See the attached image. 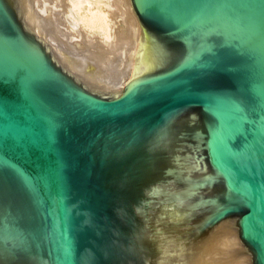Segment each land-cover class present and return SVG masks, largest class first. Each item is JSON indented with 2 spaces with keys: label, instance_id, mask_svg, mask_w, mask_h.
I'll return each mask as SVG.
<instances>
[{
  "label": "water",
  "instance_id": "95a60500",
  "mask_svg": "<svg viewBox=\"0 0 264 264\" xmlns=\"http://www.w3.org/2000/svg\"><path fill=\"white\" fill-rule=\"evenodd\" d=\"M127 1L124 70L0 0V264H264V0Z\"/></svg>",
  "mask_w": 264,
  "mask_h": 264
},
{
  "label": "bare ground",
  "instance_id": "6f19581e",
  "mask_svg": "<svg viewBox=\"0 0 264 264\" xmlns=\"http://www.w3.org/2000/svg\"><path fill=\"white\" fill-rule=\"evenodd\" d=\"M45 2V4L47 5V7L49 8V10L52 12L53 15H55L57 22L60 26V29L63 32L66 44L68 45V47L72 50H76L82 54H85L87 56H91L95 59L101 60V61H105L111 65H114L118 68H122L124 70H126L127 67V62H128V53H129V48H130V38H131V33H132V24H133V18H134V14L131 13L129 4L127 0H114L113 3V12L112 14H117L116 17L119 15H121L123 17L124 25L126 24V28H128L127 30V34H119L116 35V42L112 45L110 42H108L106 39H102L100 37H98V35L92 34L90 31L85 33L84 36L80 37L81 42L83 44H85V47H78L77 45H73L71 43V39L77 37L78 35H76V33L73 30V27L65 20V15H63V13H65V11L60 10V7H63V0H42ZM68 1V0H67ZM76 1V0H73ZM81 4L83 0H80ZM80 1H76V2H80ZM95 1V0H94ZM70 1H68L67 3H69ZM75 2V3H76ZM99 2V1H98ZM107 2V1H106ZM109 2V0H108ZM65 4V6H67L68 4ZM86 3V2H83ZM74 4V3H73ZM79 4V3H78ZM108 4V3H107ZM77 5V3H76ZM83 5V4H82ZM109 5H112L111 2ZM74 6V5H73ZM79 7V6H78ZM77 7V8H78ZM103 7V6H102ZM59 8V9H58ZM67 7H65L64 9H66ZM76 8V7H75ZM108 6L105 8L107 9ZM110 8V7H109ZM86 10V7L85 9ZM94 10V8H93ZM102 10V9H101ZM104 10V9H103ZM83 11V9H82ZM89 11V10H88ZM106 11V10H105ZM104 11V12H105ZM109 11V10H108ZM106 11V12H108ZM87 12V11H86ZM96 12V11H95ZM94 12V13H95ZM100 12V11H99ZM98 12V13H99ZM85 12L83 11V14ZM93 13V12H92ZM91 14V13H90ZM102 14V13H101ZM105 14V13H104ZM108 14V13H107ZM111 14V12H110ZM79 15V14H78ZM82 15V14H81ZM80 15V17H81ZM87 15V14H85ZM85 15H83L84 19H86ZM93 15V14H92ZM109 15V14H108ZM89 16V14H88ZM90 17V16H89ZM93 17H95L94 19H99L101 21H103L104 17L103 15L97 14L95 13V15H93ZM106 17V16H105ZM111 17H114L111 15ZM83 19V18H82ZM83 19V20H84ZM89 19V18H87ZM93 19V18H92ZM93 19V21H94ZM109 19V18H108ZM113 19V18H112ZM105 20V19H104ZM86 21V20H85ZM88 21H91V17ZM87 21V22H88ZM98 21V20H97ZM96 21V24L98 23ZM107 21V20H106ZM110 21V20H108ZM115 21V20H114ZM95 22V21H94ZM105 22V21H104ZM92 22H90L91 24ZM111 23V22H110ZM93 24V23H92ZM104 26V23L102 24ZM112 25V24H111ZM114 25V24H113ZM89 26V25H87ZM101 26V25H100ZM64 27V29H62ZM94 27V26H93ZM102 27V26H101ZM95 28V27H94ZM107 28V27H106ZM113 28V27H112ZM111 28V29H112ZM125 28V27H124ZM83 30V29H82ZM90 30V29H89ZM121 31V30H120ZM125 31V30H124ZM86 32V31H85ZM97 32V31H96ZM122 32V31H121ZM113 32H111L112 34ZM99 34V32H98ZM103 33H101L102 35ZM115 40V39H114ZM126 48V53L124 56H122V49ZM108 55H112L111 59H108ZM122 65V66H121Z\"/></svg>",
  "mask_w": 264,
  "mask_h": 264
},
{
  "label": "rangeland",
  "instance_id": "374dc122",
  "mask_svg": "<svg viewBox=\"0 0 264 264\" xmlns=\"http://www.w3.org/2000/svg\"><path fill=\"white\" fill-rule=\"evenodd\" d=\"M61 1V0H60ZM68 1H70L69 3H67ZM63 0L62 2L64 3L63 4V7L61 6L60 7V10H64L65 11V13H63V15H65V20L73 27V30H74V32L76 33V35H78L77 37H75V38H72L71 39V43L73 44V45H77L78 47H85V44H83L82 42H81V39H80V37H82V36H84V34L85 33H87V32H91L92 34H95V35H98V37H100V38H102V39H106L108 42H110L112 45L117 41L116 40V35H119V34H127V29L128 28H126V24L124 25V20H123V17L121 16V15H119L118 14V16L116 17V15L115 14H112V13H114L113 12V10L112 9H114L112 6H113V3H114V0H109V2H108V0H83L82 1V4H81V1L80 0H76V1H80V2H76V1H73V0ZM99 1V2H98ZM107 1V2H106ZM77 3V5H76V3ZM83 2H86V3H83ZM110 2H111V4L112 5H109L110 4ZM68 4L67 6H65V4ZM74 3V4H73ZM79 3V4H78ZM108 3V4H107ZM74 5V6H73ZM79 6V7H78ZM103 6V7H102ZM108 6V8L107 9H105L106 7ZM65 7H67L66 9H64ZM76 7V8H75ZM78 7V8H77ZM85 7H86V10H84L85 9ZM110 7V8H109ZM93 8H94V10H93ZM59 9V8H58ZM82 9H83V11L85 12L84 14H83V11H82ZM102 9V10H101ZM104 9V10H103ZM89 10V11H88ZM108 11V12H106V11ZM87 11V12H86ZM96 11V12H95ZM100 11V12H99ZM105 11V12H104ZM93 12V13H92ZM97 13V14H100V15H103V17H104V19H103V21H101V20H99V19H94L95 17H93V15H95V13ZM99 12V13H98ZM110 12H111V14H110ZM91 13V14H90ZM102 13V14H101ZM105 13V14H104ZM109 15H108V14ZM79 14V15H78ZM82 14V15H81ZM85 14H87V15H85ZM88 14H89V16L91 17V21H88L89 19H90V17L88 16ZM93 14V15H92ZM80 15H81V17H80ZM83 15H85L86 17V19H84V17H83ZM111 15L112 16H114V17H111ZM106 16V17H105ZM84 20H83V19ZM87 18H89V19H87ZM94 19V21H93V19ZM109 18V19H108ZM113 18V19H112ZM86 20V21H85ZM98 20V21H97ZM107 20V21H106ZM108 20H110V21H108ZM115 20V21H114ZM88 21V22H87ZM96 21L98 22L97 24H96ZM105 21V22H104ZM90 22H92L91 24H90ZM111 22V23H110ZM104 23V26L102 25ZM112 24V25H111ZM114 24V25H113ZM87 25H89V26H87ZM102 27H101V26ZM95 28H94V27ZM107 27V28H106ZM113 27V28H112ZM125 27V28H124ZM112 28V29H111ZM62 29H64V27L62 28ZM83 29V30H82ZM90 29V30H89ZM122 32H121V31ZM125 30V31H124ZM86 31V32H85ZM97 31V32H96ZM98 32H99V34H98ZM111 32H113L112 34H111ZM101 33H103L102 35H101ZM119 33V34H118ZM121 34V35H122ZM115 39V40H114ZM122 56H124L125 55V53H126V48H123L122 49ZM108 59H111L112 58V55H108V57H107ZM122 66V65H121Z\"/></svg>",
  "mask_w": 264,
  "mask_h": 264
}]
</instances>
